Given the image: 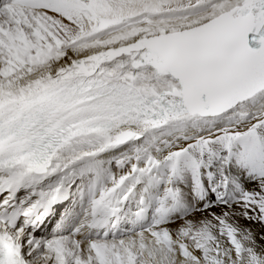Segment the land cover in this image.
<instances>
[{
    "label": "snow or ice",
    "instance_id": "snow-or-ice-1",
    "mask_svg": "<svg viewBox=\"0 0 264 264\" xmlns=\"http://www.w3.org/2000/svg\"><path fill=\"white\" fill-rule=\"evenodd\" d=\"M161 128L115 172L97 159ZM205 153L224 186L229 165L255 180L235 199L264 225V0H0V264H264L229 211L170 218L181 171L202 196ZM76 176L79 221L33 235ZM142 180L162 184L149 221L101 232Z\"/></svg>",
    "mask_w": 264,
    "mask_h": 264
},
{
    "label": "bare ground",
    "instance_id": "bare-ground-1",
    "mask_svg": "<svg viewBox=\"0 0 264 264\" xmlns=\"http://www.w3.org/2000/svg\"><path fill=\"white\" fill-rule=\"evenodd\" d=\"M219 123H214L213 127H219ZM207 130V125H201V132ZM164 130L155 129L152 130L151 133H145L144 137H141L140 140L130 141L127 144L117 146L116 148L110 149L105 153L100 154L97 159L105 160V166L115 172L116 167L113 162L108 161L107 157L115 156L117 154L123 153L125 151H130L131 146L133 144L142 143L145 137H149L150 135H154L156 133H162ZM189 131H194V129L189 128ZM214 149L216 146H213ZM149 150H152L151 148ZM220 155H223L222 150L220 151ZM205 161L204 164L200 166V181L203 185L204 192L202 196H198L193 192V183L191 178V173L187 169L181 171L177 174L172 180V187L179 189V201L175 206L173 211L170 213L171 219H176L180 215L184 214L185 218L191 219H199L202 217H207L208 211H213L219 213L220 209H224L229 211L230 219L235 222V224L241 228V230L247 228L252 233V238L256 242L257 247H259L264 241L260 240L259 234L264 232V225H260L259 221L253 220H245L239 214V208L237 207L236 197L240 194V190L248 189L251 190V186L255 184V180H253L250 174H246L242 169H234L231 165L224 168V175L228 176L227 186L221 181L220 176V161L218 159L213 158L211 162L208 161V156L205 153L203 156ZM142 163V161H138V164ZM124 167H127V163L125 162ZM166 170L156 171V175H161ZM208 173H211V177H209ZM80 177L76 176L71 180L70 183H67V195L64 199H62L61 204L53 205L48 209L47 214L43 217V219L38 223L33 235H46L53 231V229H63L64 231H69L72 226H74L78 221L80 216L83 213L84 202L81 200L77 187L80 183ZM209 184H212L215 187V191L209 189ZM36 187H40L37 185ZM147 187L148 191H144L143 189ZM162 187L161 185H157L155 183L151 185H146L142 180L138 183L133 193L129 195V198L123 202L119 211L115 216L109 217L108 224L104 227L100 228V231L103 232L105 228H108L109 235L112 234V220L117 219V224L115 225V231L117 234H120L124 230H128L132 228L141 227L146 224L152 213V205L150 201L153 200V197L159 193V189ZM28 190H24L23 195ZM141 196H144L145 203L149 206L146 209L143 219H137L135 216L136 209L140 207L138 201ZM35 198V197H31ZM223 201V203L221 202ZM207 204L208 208L203 209L201 211H196L201 208V205ZM230 206V207H229ZM211 219L210 217H207ZM215 221H213V224ZM213 235L216 234L215 228L211 229ZM218 240L222 241V238L218 237ZM211 244V242H209Z\"/></svg>",
    "mask_w": 264,
    "mask_h": 264
}]
</instances>
